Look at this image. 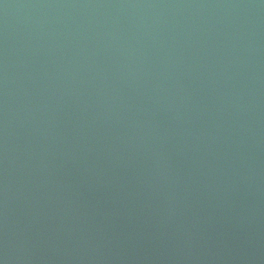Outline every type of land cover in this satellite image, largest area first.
I'll return each instance as SVG.
<instances>
[{
  "label": "water",
  "instance_id": "1",
  "mask_svg": "<svg viewBox=\"0 0 264 264\" xmlns=\"http://www.w3.org/2000/svg\"><path fill=\"white\" fill-rule=\"evenodd\" d=\"M0 264H264V0H0Z\"/></svg>",
  "mask_w": 264,
  "mask_h": 264
}]
</instances>
